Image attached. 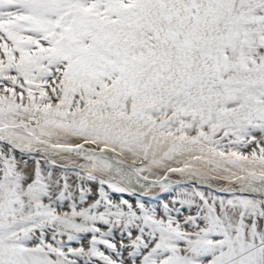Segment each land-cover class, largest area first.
<instances>
[{
  "label": "snow or ice",
  "instance_id": "6c2138e0",
  "mask_svg": "<svg viewBox=\"0 0 264 264\" xmlns=\"http://www.w3.org/2000/svg\"><path fill=\"white\" fill-rule=\"evenodd\" d=\"M0 264H264V0H0Z\"/></svg>",
  "mask_w": 264,
  "mask_h": 264
}]
</instances>
